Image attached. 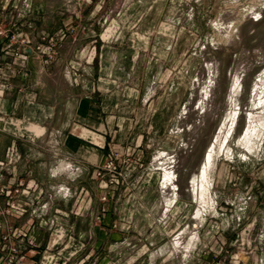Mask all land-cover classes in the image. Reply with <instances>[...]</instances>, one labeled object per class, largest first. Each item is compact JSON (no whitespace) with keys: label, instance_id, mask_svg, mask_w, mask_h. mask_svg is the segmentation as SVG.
<instances>
[{"label":"rangeland","instance_id":"obj_1","mask_svg":"<svg viewBox=\"0 0 264 264\" xmlns=\"http://www.w3.org/2000/svg\"><path fill=\"white\" fill-rule=\"evenodd\" d=\"M98 20L107 81L114 80L112 73L119 80L92 79L85 87L92 96H107L110 123L120 121L123 130L112 134L114 144L130 145L123 154L112 147L91 172V183L96 182L91 190L81 180L72 182L66 172L71 166L61 163L58 178L5 185L13 193L0 196L1 208L9 201L26 213L19 216L11 207L0 212L2 264H264V0H0V27L30 41L13 45L19 54H29L20 60L7 54V40H0V77L9 58L23 69L55 60L57 54L49 60L37 50L46 46L40 32L59 44L72 36L81 51L89 45L87 28ZM74 60L89 59L80 53ZM211 64L219 75L212 107L204 108L200 101ZM13 67L12 75L18 71ZM237 73L243 86L225 140L222 127ZM85 75L95 77L94 70ZM18 129L11 125L12 132ZM136 144L152 146L145 162L135 156ZM47 150L38 145L30 151L47 158ZM167 168L175 170L177 187L165 215ZM0 169V178L13 177L12 166ZM148 176L149 197L132 208L139 210L134 214L139 228L129 229L125 220L105 227L103 215L115 206L110 193L121 187L134 191ZM8 219L12 223L4 227ZM187 228V242L179 248L176 239ZM33 231L51 243L31 246L34 253L26 256ZM118 232L124 238L119 242Z\"/></svg>","mask_w":264,"mask_h":264},{"label":"crops","instance_id":"obj_2","mask_svg":"<svg viewBox=\"0 0 264 264\" xmlns=\"http://www.w3.org/2000/svg\"><path fill=\"white\" fill-rule=\"evenodd\" d=\"M96 16L97 14L92 13L90 20L94 19L95 22ZM76 17L80 19V15ZM99 25V20L97 24L89 25L88 34L85 36L88 38L89 45L81 51L78 46L83 47V45L70 36L59 44L57 56L53 62L40 61L36 64L30 62L29 69L21 68L22 63H14L10 58L3 64L4 71L0 77V121L7 120L5 123L10 126L0 122V151H2L0 166L1 164L4 166L5 163L12 166L13 177L7 181L1 177L0 187L1 185L11 186L18 179L26 182H42L58 178L57 170L61 163V166H71L72 169L67 168L66 172L72 182L81 180L91 190L92 184L96 185V182L91 183V172L106 160L112 147L119 149L122 154L127 150L130 144H114L112 134L116 136L117 133L122 132L123 127L120 121L117 124L110 123V118L113 116H108L111 112L107 109V96H92L88 92L89 88L85 87L92 79L98 83H116L119 80L116 73L114 76L112 73L110 78L114 77V80L107 81L105 51L104 46L100 45ZM46 35L50 34L42 31L38 37ZM59 35H62V38L66 36L64 30H60ZM80 53L83 59L87 54L89 60L75 62L74 58ZM13 65L17 66L18 74L15 70L12 75ZM87 69H93L95 77H87L85 75ZM16 123L19 125L18 134L11 130V125ZM6 127H9L8 131ZM77 130H81L82 134H76ZM38 145L42 147L44 145V149L50 151L49 157L33 156L30 150ZM135 147V156L145 162L149 158L148 151L152 146L136 144ZM39 166L45 169H40ZM43 170L45 172H41ZM151 181L152 178L148 176L134 191L123 190L121 187L120 190L110 193L115 206L113 209L109 206L108 213L103 215L105 227L111 222L123 225L122 222L125 220L129 223V229L139 228L140 225L134 215L139 210L132 208L136 205L140 206V200H147ZM70 191L71 186L67 185L64 190L67 198ZM97 192L101 194L100 190ZM38 195L41 196L40 193ZM24 197L26 198L27 195ZM94 201L96 205L97 199ZM100 208L101 206L97 210H91V214L93 216L98 214ZM123 211L130 212V215L123 216ZM166 213L169 212L166 210L165 215ZM28 222L33 223L31 219ZM5 223L4 227H7L12 220L8 219ZM40 225L44 227L43 224L40 223ZM151 225L153 227L155 223ZM33 233L34 235L28 239L26 256L34 253L31 246L39 244L43 247L51 243L39 232L33 231ZM116 235V241L124 239L121 232ZM101 243H103L102 240H100Z\"/></svg>","mask_w":264,"mask_h":264},{"label":"bare ground","instance_id":"obj_3","mask_svg":"<svg viewBox=\"0 0 264 264\" xmlns=\"http://www.w3.org/2000/svg\"><path fill=\"white\" fill-rule=\"evenodd\" d=\"M217 61V60H216ZM207 68V67H206ZM209 69V80H208V83H207V87L205 89V91L203 92L202 94V97H201V101L200 103L202 102V104L204 105V108H211L212 107V103H213V88L214 86L217 84V81H218V69L211 64V66L209 65L208 67ZM239 71V70H238ZM243 72V71H242ZM245 76V75H244ZM243 76L241 73H237V75L235 76L234 80H233V83H232V88H231V91H230V97H229V112L227 114V116H225V121H224V124H223V127H222V131L223 133L225 132V140H227V137H226V131L225 129L228 128L229 126V123L231 122L230 119L232 116L235 115V110L232 108V105H233V102L235 101V99H237L239 97V93H240V88L243 86ZM242 89V88H241ZM235 103V102H234ZM199 105V103H198ZM228 110V109H226ZM203 111V110H202ZM201 111V112H202ZM216 114V113H215ZM197 115V114H196ZM231 128V127H230ZM229 128V129H230ZM228 129V130H229ZM222 133V132H221ZM220 134V133H219ZM225 140L223 142H225ZM221 142V141H220ZM190 145V144H189ZM165 154V153H164ZM212 154V153H211ZM163 155V154H162ZM172 155V154H171ZM161 156V155H160ZM165 156V155H164ZM167 156V155H166ZM173 156V155H172ZM170 156V158L172 157ZM163 157V156H162ZM164 158V157H163ZM161 159V158H160ZM161 160H164V159H161ZM173 160V159H172ZM171 160V161H172ZM157 162V161H156ZM159 162V161H158ZM173 163V162H172ZM173 166V165H172ZM177 168V167H176ZM175 169V168H174ZM206 168L203 170V176L205 177L206 175ZM165 171L167 172V175H166V183H165V202L167 204V212L170 211V208H171V205L173 204L174 202V198L170 195V192L172 191V188H176V184L174 182V179H175V170H170L169 168L165 169ZM177 171V170H176ZM178 176V175H177ZM177 178V177H176ZM195 181V180H194ZM179 189V187H178ZM176 190V189H175ZM176 192V191H175ZM176 195V193L174 194ZM202 205V204H201ZM200 211V210H199ZM198 211V212H199ZM168 214V213H166ZM200 215V214H199ZM167 217V216H166ZM195 232H193L194 234ZM188 234V228L187 230L184 232V233H181V235L178 236V238L176 239V246H178L179 248L182 247L184 244V242L186 243L187 241H185V236ZM195 235V234H194ZM193 237V236H192ZM191 238V237H190ZM196 237H193L192 239H195ZM198 239V238H197ZM182 245V246H181ZM190 249V248H189ZM181 250V249H180Z\"/></svg>","mask_w":264,"mask_h":264},{"label":"built area","instance_id":"obj_4","mask_svg":"<svg viewBox=\"0 0 264 264\" xmlns=\"http://www.w3.org/2000/svg\"><path fill=\"white\" fill-rule=\"evenodd\" d=\"M0 40L4 41V42L7 40V43H8V45L6 46V51H7L6 53L7 54L13 53V56H16L20 60H27L29 54H27V55L26 54H24V55L19 54L12 47H13V45H15L17 43H20L21 45L27 46V44H30L29 40H27V39L20 40L19 36L12 33L11 31H6V30L2 29L1 27H0ZM41 41L46 42V46H44V44H39L37 47V50L41 51L43 56L47 57L49 60L54 59L55 55L57 54L59 41L55 40L54 37H50L49 35L43 36L41 38ZM1 165H3V164H1ZM103 169H106V167L100 169V171L98 172L99 176L101 175V173H102L101 170H103ZM15 192H18V190H15ZM12 193H13L12 189L8 186H3L0 189V196H5L6 198L10 197L12 195ZM6 207H11V209H13V212L19 216H24V214L26 213V210L21 209V207H15L14 205L11 206L9 201L7 202ZM6 207H4V208H6ZM4 208L2 209L1 205H0V212H2L3 214L5 213ZM7 213H10V209L7 211ZM11 253L12 254L14 253L17 255L18 251L16 248H12ZM23 258L24 257H21V259H23ZM11 260H10V262H12ZM1 261H0V264H2Z\"/></svg>","mask_w":264,"mask_h":264}]
</instances>
